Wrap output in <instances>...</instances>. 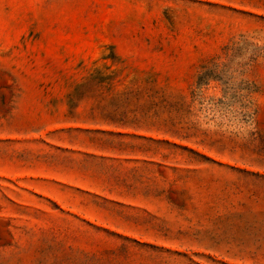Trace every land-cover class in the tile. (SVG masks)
Here are the masks:
<instances>
[{"label": "rangeland", "instance_id": "obj_1", "mask_svg": "<svg viewBox=\"0 0 264 264\" xmlns=\"http://www.w3.org/2000/svg\"><path fill=\"white\" fill-rule=\"evenodd\" d=\"M0 264H264V0H0Z\"/></svg>", "mask_w": 264, "mask_h": 264}]
</instances>
